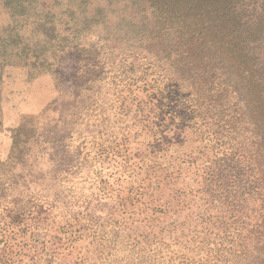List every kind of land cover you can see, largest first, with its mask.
<instances>
[{
	"label": "rangeland",
	"instance_id": "obj_1",
	"mask_svg": "<svg viewBox=\"0 0 264 264\" xmlns=\"http://www.w3.org/2000/svg\"><path fill=\"white\" fill-rule=\"evenodd\" d=\"M151 27L142 0H0V264L264 263L241 135Z\"/></svg>",
	"mask_w": 264,
	"mask_h": 264
},
{
	"label": "trees",
	"instance_id": "obj_2",
	"mask_svg": "<svg viewBox=\"0 0 264 264\" xmlns=\"http://www.w3.org/2000/svg\"><path fill=\"white\" fill-rule=\"evenodd\" d=\"M142 1L150 51L181 83L190 81L195 100L218 112L227 136L241 135L238 159L254 169L264 209V0ZM263 232L257 239L264 248Z\"/></svg>",
	"mask_w": 264,
	"mask_h": 264
}]
</instances>
